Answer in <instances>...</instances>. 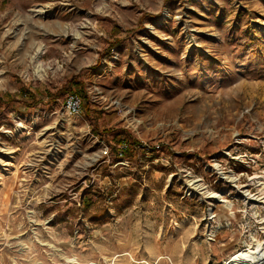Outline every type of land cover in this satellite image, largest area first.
Returning <instances> with one entry per match:
<instances>
[{"label":"rangeland","instance_id":"374dc122","mask_svg":"<svg viewBox=\"0 0 264 264\" xmlns=\"http://www.w3.org/2000/svg\"><path fill=\"white\" fill-rule=\"evenodd\" d=\"M252 239L264 0H0V264H222Z\"/></svg>","mask_w":264,"mask_h":264},{"label":"bare ground","instance_id":"6f19581e","mask_svg":"<svg viewBox=\"0 0 264 264\" xmlns=\"http://www.w3.org/2000/svg\"><path fill=\"white\" fill-rule=\"evenodd\" d=\"M34 12H38V14L43 13L44 7H37L33 9ZM64 33L67 32L66 27L63 28ZM36 46V53L32 55V61L36 62L35 65V73L39 74L40 72L45 71L40 63V59L44 53V45L42 43L37 42ZM229 177V180L232 182L236 181L235 177ZM195 190L199 193L207 194L208 198H215V201L221 202L225 204L226 208L233 209L232 201L228 198L223 197L222 195L216 194L215 192H208L205 188L206 186L200 182V179L191 180L189 183ZM223 193H228L227 191H223ZM222 193V194H223ZM222 197V198H221ZM261 200V199H260ZM233 212H231V216ZM215 215H213L214 217ZM222 264H264V242L259 239H252L251 243L247 244L245 249L239 250L236 253L232 254L228 259L224 260Z\"/></svg>","mask_w":264,"mask_h":264},{"label":"built area","instance_id":"2783aa9c","mask_svg":"<svg viewBox=\"0 0 264 264\" xmlns=\"http://www.w3.org/2000/svg\"><path fill=\"white\" fill-rule=\"evenodd\" d=\"M64 110L66 111L67 115L69 117H78L79 115H81L82 113V110H83V101H82V98L78 95V94H70L68 95L67 99L65 100V103H64ZM124 148H127L128 149V145H124ZM125 150V149H123ZM123 154V153H122ZM255 177V176H253ZM236 178V181L235 182H232L230 181L229 179H226V178H222L223 180V183H220L219 181L217 182V184H220V188L219 190L223 189L224 187H222V185L225 186V183L226 182H229L230 185L232 186H235V184L239 183L240 180H241V177H235ZM225 179L227 180L225 182ZM255 179V178H254ZM253 180V179H251ZM221 192H217L216 194H219V195H222L223 197L226 196H231L230 194H226V193H223ZM242 195L243 196H240V197H235V196H231V201H232V204H233V208H235V202L234 200H243L245 202H249V203H253V201H256V199L254 198V194H252V192H250V190H247L245 192L242 191ZM222 198V197H221Z\"/></svg>","mask_w":264,"mask_h":264},{"label":"trees","instance_id":"16d2710c","mask_svg":"<svg viewBox=\"0 0 264 264\" xmlns=\"http://www.w3.org/2000/svg\"><path fill=\"white\" fill-rule=\"evenodd\" d=\"M76 84H79L80 88H83V83H79L78 81H76ZM87 106V103H86Z\"/></svg>","mask_w":264,"mask_h":264}]
</instances>
